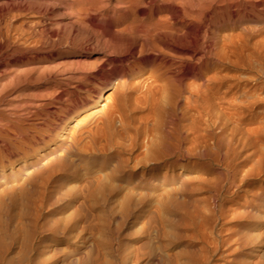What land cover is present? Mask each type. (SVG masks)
Wrapping results in <instances>:
<instances>
[{"label": "bare ground", "instance_id": "bare-ground-1", "mask_svg": "<svg viewBox=\"0 0 264 264\" xmlns=\"http://www.w3.org/2000/svg\"><path fill=\"white\" fill-rule=\"evenodd\" d=\"M263 88L264 0H0V194L21 185L25 199L23 237H0V264H264V243L248 246L244 230L185 256L154 245L149 222L131 239L126 216L92 194L94 173L111 167L98 189L112 190L136 146L133 167L238 156L264 132ZM263 165L262 149L230 186ZM67 181L77 186L57 187ZM5 195L9 223L13 186ZM263 199L259 188L249 202L258 211ZM59 203L67 214L45 217Z\"/></svg>", "mask_w": 264, "mask_h": 264}, {"label": "rangeland", "instance_id": "rangeland-1", "mask_svg": "<svg viewBox=\"0 0 264 264\" xmlns=\"http://www.w3.org/2000/svg\"><path fill=\"white\" fill-rule=\"evenodd\" d=\"M259 111L262 113V118L256 115L255 124L263 125L264 109ZM263 147L264 132L260 134L254 145L249 144L238 156L230 154L226 162L216 160L212 154L201 151L193 154L185 151L181 158L177 154H172L155 162L146 163V167H133L136 156L142 151L141 147L136 146L123 152L122 156L128 158V167H125L119 175H111L112 190L98 189V182L102 185L108 182L106 179H110L111 167L94 173L103 180L95 183L92 194L99 202L101 198H107L105 202L107 205L104 208L108 210L113 206L112 208L116 210L114 216H122V218L123 215L126 216L123 222L119 221V224L122 223L123 229H127L131 239L136 238V233L149 222V230L154 232L153 244L166 248L167 252H171L176 247L177 251L183 252L185 256L189 250L197 249L208 241H214V238L222 240V243L226 240L232 243L241 230L249 236L248 246L264 243V199L256 203L260 206L258 211L255 209L256 206H251L249 202L252 201L254 191L259 188L264 190V165L259 174L247 177L239 186H230L231 171L234 166L244 164L245 167V163L247 166L255 162L262 149L264 150ZM252 151L254 154L247 155L248 159L244 160V154H250ZM227 164L230 166L227 167ZM180 165L184 167L182 173H178ZM78 171L81 173L80 167ZM142 172H145L144 175ZM105 173L109 174L105 176ZM12 186L16 194L14 221L8 223L4 213L0 212V237L8 235L5 239L9 242L19 241L24 231V228L21 229L20 218V208L25 203L21 194L23 190L21 185L2 186L0 211L8 204L9 198L5 193ZM66 186L75 188L77 183L67 181L57 185L59 189ZM53 192L55 197L61 195L55 189ZM47 196L48 193H45L44 197ZM61 207V203L54 205V210L52 207L44 206L42 212L45 217L55 220L68 212L61 213ZM243 212L244 215H250L249 221H245ZM230 213L234 215L233 219H230ZM15 220L18 222L15 223ZM110 223L115 225L118 222L111 218ZM2 229L6 231H1ZM14 246L18 250L19 242ZM241 258L243 257L239 256L238 261Z\"/></svg>", "mask_w": 264, "mask_h": 264}]
</instances>
